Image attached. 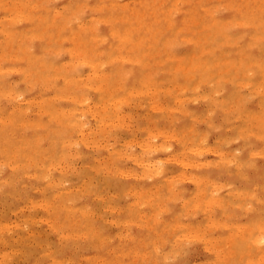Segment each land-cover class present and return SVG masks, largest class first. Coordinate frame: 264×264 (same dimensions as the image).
<instances>
[{
	"label": "bare ground",
	"instance_id": "obj_1",
	"mask_svg": "<svg viewBox=\"0 0 264 264\" xmlns=\"http://www.w3.org/2000/svg\"><path fill=\"white\" fill-rule=\"evenodd\" d=\"M19 190L0 264H264V0H0V201ZM36 221L51 240L17 246Z\"/></svg>",
	"mask_w": 264,
	"mask_h": 264
},
{
	"label": "rangeland",
	"instance_id": "obj_2",
	"mask_svg": "<svg viewBox=\"0 0 264 264\" xmlns=\"http://www.w3.org/2000/svg\"><path fill=\"white\" fill-rule=\"evenodd\" d=\"M221 9V8H220ZM221 14L224 13V10L221 9L220 11ZM184 46H180L179 49L180 50H184ZM251 97H253V95H251ZM250 105H253V103L251 102ZM206 105H204V103L202 102V104H200L199 107H204ZM135 114H138L136 116H134L132 118V116H129L126 113V127L117 130L112 129L110 132V136L104 138L101 142L103 144H108L110 145V148L113 144L119 142V144H123L125 142V140L128 138V135L130 134V131L135 130L136 132H138V134L140 133L139 130V116L142 114V108L141 107H137L134 111ZM138 117V120L136 119ZM220 119H222V117H219ZM223 120V119H222ZM221 120V121H222ZM109 131V129H108ZM90 151V152H89ZM88 152L90 153V157H86L85 154H77L75 155L72 160H71V165H72V169L74 171H76L75 173L79 172V171H83V169L86 167V165L88 164V162L91 158H96L99 157V153L97 148H94V146H91L90 150H88ZM108 172L103 173L102 177H100V179H98V176H91L89 175V173L85 172V176L87 178H92V180H94V183L97 182L99 180V184H105V180H104V176L107 175ZM109 176V175H108ZM104 187V185H103ZM23 191V190H22ZM21 190H19L15 196L16 201L14 202L16 205L15 206H8V202L7 201H0V217L3 214H6L8 216V219L12 221V223L17 224V222L21 221V216L22 214L27 210L28 207L25 206V203L21 200V195L23 194ZM100 196L102 197V202L104 203V205L106 204H112L115 205L117 207H121L123 206L126 201H125V195L124 193H118V190H114V188L108 189L106 186L104 187L103 192L100 191ZM109 196V197H108ZM114 196V198H112ZM109 198V199H108ZM41 216V214L37 215V219H39ZM94 216L96 218H98L99 213L95 212ZM14 220V221H13ZM29 229L27 230L28 232V236L24 237V231H16L15 232V241L17 239V246H20L23 243L29 242V237L31 236L33 241L36 242V246H32L33 249H36V247L41 246V245H46L47 242H49L51 239L49 237H51V229L48 226H44L41 222L36 221V223L32 226V227H28ZM25 230V229H24ZM49 235V236H48ZM30 245V244H29ZM1 249L4 248V246H0ZM71 252L73 254L76 253H81V252H86V250H83V248L79 245V247L75 246L74 248L71 249ZM185 257L184 253H181L178 255V257ZM204 257L202 256L201 252L198 253L196 255V259L198 261L202 260ZM19 262L17 260L11 259L9 261H7L6 264H18Z\"/></svg>",
	"mask_w": 264,
	"mask_h": 264
}]
</instances>
